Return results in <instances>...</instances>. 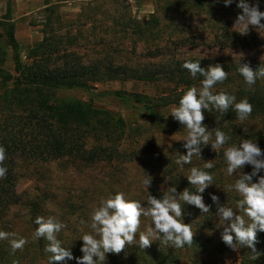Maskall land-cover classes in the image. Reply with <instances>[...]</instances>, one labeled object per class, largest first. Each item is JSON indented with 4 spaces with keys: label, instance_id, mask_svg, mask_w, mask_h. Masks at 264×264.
<instances>
[{
    "label": "rangeland",
    "instance_id": "1",
    "mask_svg": "<svg viewBox=\"0 0 264 264\" xmlns=\"http://www.w3.org/2000/svg\"><path fill=\"white\" fill-rule=\"evenodd\" d=\"M178 2H181L182 6L177 4ZM8 6V0L0 1V18L6 14ZM11 9V17L21 29L19 38L23 42L21 51L23 60H26L27 46L39 41L37 37H42L46 17L56 29L60 25L64 27L80 20L87 22L83 27L84 33L96 32L97 36L107 33L112 40L121 41L122 28L114 24L115 18L125 21L127 16L131 15L144 21L150 19L153 13L160 19L156 36L168 41L175 54L186 57L197 55L207 59L223 58L229 62L233 61L232 63L249 65L264 60V42L246 47L234 45L230 41L218 42L217 36L225 39L230 32H233L231 28L234 20L241 11L236 8L235 3L225 7L219 0H12ZM260 9L264 10V0H260ZM78 28L73 27L72 33L77 34ZM250 32L264 40V31ZM196 34H200L196 43L191 44L186 41L187 36ZM30 39L32 40L29 41ZM116 40L114 42H117ZM0 42L8 53L3 69L15 72L13 49L8 44L6 28L2 25H0ZM143 48L140 47L128 60L143 61L141 56L145 52ZM116 55L118 53L113 52L112 56ZM114 59L127 60L125 57ZM260 84H264V79H261ZM173 85L174 83L166 80L154 82L115 80L97 82L89 88L57 91L59 98L80 99L95 107L110 110L123 120V124L117 126V130L122 134L121 139L112 141L114 150H117L114 159H99L93 163L70 158L50 161L30 160L21 162L18 166V193L25 200L39 198L40 210L46 217H55L64 223L65 227L59 235L62 236V241L67 247H69L68 243L73 241L77 244L83 243L80 237L91 232L90 216L102 199L123 192L130 199L145 202L149 192L142 183L145 177L148 175L152 177L154 184L151 185L154 188L170 190L171 187L167 184L169 174L173 172L186 176L192 167L203 169L204 163L208 160H212L214 167L204 170L211 172L215 180L207 191L216 194L220 203L235 208L240 197L234 191H230L228 186L238 179L239 173L226 175L227 165L223 149L215 152L210 145H206L202 149V158L194 157L191 164L184 165L183 170L175 164L177 157L186 152L180 145L184 143L181 139L186 135L187 130L169 115L175 105L161 106L157 99L164 88ZM233 87L236 89L235 86ZM225 88V84L219 83L213 91L219 93ZM261 116H250L247 121L241 123L236 117L229 118L227 114L221 116L216 111L214 114L205 111L203 122L213 133V140L217 128L231 136L232 139L225 147L238 144L242 139H250L256 140L264 150V115ZM87 143L91 146L98 141L89 137ZM242 171L250 173L251 166L246 165ZM183 185H178L177 195L186 188ZM70 203L75 204L77 208L75 210L69 208ZM187 210L188 215L192 217V227L202 232L200 226L206 213H202L199 208L188 203ZM27 214V207L16 206L13 208L9 222L14 228L12 233L30 240L31 225L29 217H26ZM215 220L218 224L217 218ZM150 224V218L142 217L140 230H145ZM207 235H212L211 242L215 240L219 245L209 250L204 248L198 253L193 251L190 256L182 254L179 262L170 264H202V261L208 264H245L246 259L251 260L250 264H255L250 248L245 247V252L241 248L237 251L228 249L229 247L221 239V229L219 231L206 229L201 234V238H207ZM256 251L257 256L264 255V250L257 245ZM78 252L81 257L83 253ZM78 252L74 251L73 256ZM71 262L70 260L68 264H77V261ZM111 263L112 258L107 254L105 264Z\"/></svg>",
    "mask_w": 264,
    "mask_h": 264
},
{
    "label": "trees",
    "instance_id": "2",
    "mask_svg": "<svg viewBox=\"0 0 264 264\" xmlns=\"http://www.w3.org/2000/svg\"><path fill=\"white\" fill-rule=\"evenodd\" d=\"M8 4L6 14L0 18V25L6 28L8 44L13 49L15 72L3 69L8 53L0 42V145L6 149L4 165L8 169L6 177L0 179V231L8 233L14 231L9 220L13 208L20 205L28 208L26 217H29L31 225V238L23 249L16 251L12 250L10 240H0V264H49L50 254L44 251L48 242L43 238L32 239L37 227L34 223L35 218L37 216L47 218L40 210L39 198L22 199L17 190V170L21 162L70 158L93 163L99 159H114L117 153L112 141L121 139L122 134L117 130V126L123 124V120L110 110L95 107L80 99L59 98L56 94L58 90L89 88L97 82L115 80L144 82L166 80L174 85L164 88L163 93L157 97L159 105L176 106L181 96L193 86L199 88L202 80V77L192 78L189 71L182 67L183 63L186 60L201 59V67L207 68L218 63L228 71V78L223 82L226 88L222 91L234 94L237 101L247 99L253 106L251 116L264 115V84H260L261 80L249 88L238 72L239 64L232 63L233 61L175 54L168 41L156 36L160 19L155 13L144 21L131 15L127 16L125 21L115 18L114 24L122 28L121 41L112 40L107 33L99 36L96 32L84 33L83 27L87 22L80 20L64 27L60 25L56 29L46 17L43 38L26 48V60H23L22 48L15 35L16 25L11 17L12 0H8ZM177 4L181 5V2ZM73 27H79L76 29L77 34L72 33ZM198 35L200 34L187 36L185 39L194 44L199 38ZM255 36L256 34L251 32L246 36L230 32L225 39H221L220 36L216 38L220 43L230 41L242 47L263 44L264 40ZM115 40L117 42H114ZM140 47L145 49L141 55L143 61L130 62L128 59ZM113 52L118 55L112 56ZM116 57H125L127 60L116 61L114 59ZM250 66L253 70L260 66L264 67V60ZM214 113L215 110L212 114ZM226 114L229 118L236 117L232 108ZM89 137H93L98 143L89 146L87 143ZM180 146L183 147V144ZM152 183L154 184V181ZM167 184L171 188L175 186L176 190L179 184H184L189 191H195L186 176L173 172L169 174ZM152 185L149 191L154 196L159 197L170 192L167 190L169 188H154ZM203 198L211 207L200 226L202 232L192 227V217L188 215L187 203H182L184 222L190 224L193 231L191 246L175 249L159 241L144 249L136 244L126 245L119 254L109 253L112 258L111 264H170L179 262L182 254L190 256L193 251L198 253L204 248L209 250L219 245L215 240L211 242L212 235L201 238L206 229L217 231L214 214L217 205L211 200L207 189L203 193ZM68 207L74 210L77 208L71 203ZM61 237L59 235L58 239L67 247ZM68 245L71 251H81L82 244H77L76 241ZM256 245L264 250V232L257 233ZM241 250L245 252L246 248L242 247ZM76 254L71 260L73 263L76 262L75 257L80 255L79 252ZM250 261L246 259L244 263L250 264ZM253 261L255 264L256 262L264 264V255L260 254ZM202 264L208 262L202 261Z\"/></svg>",
    "mask_w": 264,
    "mask_h": 264
},
{
    "label": "clouds",
    "instance_id": "3",
    "mask_svg": "<svg viewBox=\"0 0 264 264\" xmlns=\"http://www.w3.org/2000/svg\"><path fill=\"white\" fill-rule=\"evenodd\" d=\"M225 7L236 4L241 11L237 14L232 31L246 36L251 30L258 33L264 31V10L260 9V0H219ZM201 59L186 60L182 67L189 71L192 78L202 77L199 88H189L180 98L178 105L171 108L169 115L186 129L182 137L183 148L186 152L179 155L175 164L180 170L184 165L191 164L194 157L202 158V149L210 145L215 152L223 149V156L227 165L226 175L239 173L238 179L228 186L230 191L238 194L240 199L235 208L219 202L216 194H210L211 200L217 205L215 216L218 220L217 229H221L223 243L233 251L242 247L251 249L252 259H257V233L264 232V150L258 143L250 139H242L238 144L225 147L232 139L219 128L213 133L203 122L205 111L213 110L224 116L230 108L236 113L241 122L247 121L253 111L252 104L247 99L237 101L234 94L226 91H213L218 83L228 78L220 64L201 67ZM238 72L244 83L251 88L258 80L264 79V67L253 70L247 64L239 63ZM168 115V116H169ZM245 131V129H244ZM171 147V145H169ZM6 149L0 145V179L6 177L8 169L4 165ZM251 166V172H243L244 167ZM212 160L204 163L203 169L192 167L186 178L195 191L185 188L179 195L176 187L163 196H147L145 202L130 199L123 192H117L101 200L90 216V233L83 234L80 239L81 257H75L77 264H105L107 254L121 253L126 245H138L141 249L149 247L152 242L159 241L166 246L181 249L193 242V231L190 224L184 222L182 203L191 204L202 213L210 212V205L204 202L203 193L214 184V176L204 169H212ZM254 177L257 179L254 180ZM149 190L152 177L148 175L142 181ZM150 218L151 224L141 231V218ZM37 225L32 236L33 240L45 239L48 243L44 251L49 255V264L60 262L68 264L73 253L69 247L62 245L58 234L65 227L64 223L55 217L45 218L37 216L34 220ZM138 234V238H137ZM0 240H10L13 251L23 249L29 242L24 237H17L15 233L0 231Z\"/></svg>",
    "mask_w": 264,
    "mask_h": 264
},
{
    "label": "crops",
    "instance_id": "4",
    "mask_svg": "<svg viewBox=\"0 0 264 264\" xmlns=\"http://www.w3.org/2000/svg\"><path fill=\"white\" fill-rule=\"evenodd\" d=\"M0 1H4V0H0ZM15 22V21H14ZM15 25H16V29H15V35H16V38H17V40H18V42H19V44H20V46H21V48H23V42L20 40V28H19V25H17V23H15ZM42 34H43V32H42ZM37 37V36H36ZM38 39L37 40H41L42 38H43V35H42V37L40 38V37H37ZM32 39H30L29 41H31ZM28 41V42H29ZM27 43V42H26ZM29 46H31V45H29ZM29 46H27V47H29Z\"/></svg>",
    "mask_w": 264,
    "mask_h": 264
}]
</instances>
